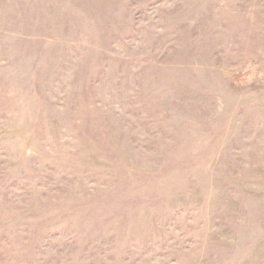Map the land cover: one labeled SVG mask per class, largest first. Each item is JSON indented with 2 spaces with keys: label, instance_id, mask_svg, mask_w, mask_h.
<instances>
[{
  "label": "rangeland",
  "instance_id": "obj_1",
  "mask_svg": "<svg viewBox=\"0 0 264 264\" xmlns=\"http://www.w3.org/2000/svg\"><path fill=\"white\" fill-rule=\"evenodd\" d=\"M0 264H264V0H0Z\"/></svg>",
  "mask_w": 264,
  "mask_h": 264
}]
</instances>
